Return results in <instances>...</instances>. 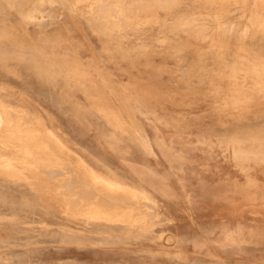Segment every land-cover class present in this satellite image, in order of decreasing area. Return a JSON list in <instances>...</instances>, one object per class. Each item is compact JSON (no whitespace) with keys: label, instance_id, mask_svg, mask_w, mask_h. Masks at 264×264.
<instances>
[{"label":"rangeland","instance_id":"obj_1","mask_svg":"<svg viewBox=\"0 0 264 264\" xmlns=\"http://www.w3.org/2000/svg\"><path fill=\"white\" fill-rule=\"evenodd\" d=\"M7 1L0 0V51L75 49L79 56L69 64L80 72L52 79L31 69L26 57L0 58V264H160V248L178 243L167 233L162 209L147 206L150 193H135L145 207L127 211L94 206L65 184L73 179L72 163L67 172L63 159L49 152L58 133L49 129L46 95L49 87L75 92L82 84L94 92L105 84L117 102L127 89L139 103L160 99L168 117L190 122L191 130L198 120L214 119V141L196 134L192 143L215 149L214 164L198 161L214 174L200 175L194 196L215 202V248L208 263L207 252L191 260L178 245V259L238 264L231 255L264 251L256 227L264 212V158H239L232 148L235 141L264 145V0H178L173 7L168 0H129L141 7L125 10L126 20L159 21L124 25L122 15L111 14L116 10L86 0L41 5L42 21L24 20L27 7ZM107 18L115 23L105 24ZM58 170L67 173L55 176ZM109 235L124 237L98 243ZM252 263L256 258L246 264Z\"/></svg>","mask_w":264,"mask_h":264},{"label":"crops","instance_id":"obj_2","mask_svg":"<svg viewBox=\"0 0 264 264\" xmlns=\"http://www.w3.org/2000/svg\"><path fill=\"white\" fill-rule=\"evenodd\" d=\"M50 48L36 54L31 51H0V58L26 57L23 61L28 62L31 69L41 68L52 79L80 72V65L69 64L79 56L77 50L57 49L56 45ZM39 60L42 65H37ZM63 86L55 91L48 88L46 108L49 129L53 125L58 133L54 143L49 141V152L53 150L57 158L63 159L67 172L69 161L72 163L73 179L65 184H70L73 191L86 193L94 206L127 211H139L145 207L132 198L136 197L135 193H150L154 200H150L153 204L147 206L162 209L168 224L167 233L178 242L175 246L165 244L164 249L160 248L157 257L160 264H185L182 257H177L178 245L188 251L191 260L199 261L207 252L209 263L210 253L215 248V202L194 196L201 190L200 175L214 174L212 168L208 171L201 169L198 161L206 159L214 164L215 149L192 142L196 134L207 137L208 144L210 138L214 141V119L198 120L191 130L190 122L170 119L167 104L160 99L139 103L133 90L127 89L121 93V102H117L105 84H101V91L96 92L90 88L82 90L83 84L78 85L81 89L75 92ZM185 156L194 162H187L185 166ZM66 173L58 170L54 175ZM98 183L102 185L96 186ZM202 190L210 191V188ZM186 193H190L192 198H184ZM107 201L110 203L106 206ZM256 222L257 233L264 239V212ZM121 237L109 235L98 243L111 244ZM205 239L207 242L200 245L199 241ZM148 247L152 244H147ZM230 257L238 264L254 262L255 258L256 263L252 264H264V251L236 253Z\"/></svg>","mask_w":264,"mask_h":264},{"label":"bare ground","instance_id":"obj_3","mask_svg":"<svg viewBox=\"0 0 264 264\" xmlns=\"http://www.w3.org/2000/svg\"><path fill=\"white\" fill-rule=\"evenodd\" d=\"M87 2L90 3V5H92V7H98V8H104V9H113V10H116L114 13L112 12L111 14H118L119 16L122 15V14H125V10L129 9L130 7H135V6H139L141 7V4H134V3H128L129 0H127V2L125 0H86ZM132 1V0H131ZM212 1V0H211ZM219 1V0H218ZM9 3V5L11 7H17V8H23L24 7H27L25 10H21V15L23 17L24 20L26 21H31V20H37V21H40L43 17V10L40 8L41 5H44V4H50V5H53L55 2V0H8L7 1ZM81 2H85L84 0H73V4L76 5V4H82ZM198 2V1H197ZM164 3V2H163ZM168 3V6H176L179 1L178 0H168L167 1ZM254 3V2H253ZM84 4V3H83ZM87 4V3H86ZM255 5V4H254ZM70 7H74V6H70ZM195 7V6H194ZM255 7V6H253ZM136 8V7H135ZM264 9V7H263ZM257 10V9H256ZM108 11V10H107ZM134 11V10H133ZM130 14V13H129ZM132 14V13H131ZM254 15V14H253ZM123 16V17H122ZM120 18L121 20H118V21H122V24H139V23H144V22H157L159 21L158 18H149L148 19H141L140 17L139 18H134L130 21V20H126L124 16L126 15H122ZM130 16V15H129ZM128 17V16H127ZM138 17V16H137ZM258 17V20L260 19L259 16ZM256 17V18H257ZM147 18V17H146ZM256 18L254 19L256 21ZM113 20H115L114 18H112ZM129 19V18H128ZM48 20V18H47ZM261 20V19H260ZM42 21V20H41ZM35 22V21H34ZM105 24H111V23H115L113 21H109L108 18L104 21ZM116 23H119L116 21ZM3 39V38H1ZM19 44V43H18ZM257 47V46H256ZM254 49V48H253ZM263 71V70H262ZM264 75V74H263ZM264 108V107H263ZM0 117H2L0 115ZM4 121V120H3ZM22 125V124H21ZM259 141H256V140H252L251 142L249 141L248 143L250 144H247L245 142H241V141H235L233 142L232 144V148H233V151H234V155L236 157H239V158H247V157H257V156H260L262 158H264V145L261 144V143H257ZM109 195V194H108ZM117 197V196H116ZM108 199V197L106 198ZM118 201V200H117ZM124 201V200H123ZM109 201L106 202V206H107V203ZM110 203V202H109ZM105 205V204H104ZM88 230V229H87ZM85 234V233H84ZM88 234V233H87ZM111 236V235H110ZM84 237V236H83ZM124 237V236H123ZM73 238V237H72ZM108 240V239H107ZM112 241V240H111ZM109 240V242H111ZM114 241H112L113 243ZM106 243V242H105ZM111 243V245H112ZM119 243V242H118ZM140 246V245H139ZM146 256V255H145ZM71 261V260H70ZM68 262V261H67Z\"/></svg>","mask_w":264,"mask_h":264}]
</instances>
